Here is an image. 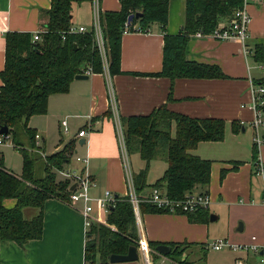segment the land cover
I'll return each instance as SVG.
<instances>
[{
	"label": "crops",
	"instance_id": "crops-1",
	"mask_svg": "<svg viewBox=\"0 0 264 264\" xmlns=\"http://www.w3.org/2000/svg\"><path fill=\"white\" fill-rule=\"evenodd\" d=\"M49 6L50 0H0V70L5 61V33L41 30V11ZM99 8L119 9L120 0H99ZM247 9L251 20L246 45L239 39H217L195 32L186 41L187 59L217 64L226 76L171 78L164 74H148L162 68L163 29L160 22L154 21L145 31L125 30L122 33L120 68L133 73L111 74L106 64L103 71H91L86 78L74 77L67 91L49 95L45 113L33 114L27 121L40 135L43 154L61 149L67 141L74 140V150L64 168H81L83 165L76 161L75 156L88 157L83 171L95 182L92 194H100L104 189L126 194L130 190L127 175L130 172L133 177L134 172L145 166V160L138 152L128 153L125 143L123 145L117 126L118 121L121 124V116L146 114L166 104L169 109L190 116L224 119L223 139L202 140L191 150L212 160L208 184L196 185L193 190L204 189L209 193V213L216 215L214 219H219L222 227L217 228V223L213 225L209 218L190 221L183 212L146 211L140 214L141 232L148 241L196 243L182 253L180 260L184 264L191 250L200 248L206 251L207 243L219 237L234 244H256L258 250L211 247L219 251L217 259L220 262L213 264H232L236 257H241L244 264H260L264 245V179L255 172L254 166L251 84L263 76V67L253 59L250 48L256 42L264 46V0H249ZM231 16H223L217 23ZM185 18L186 0H169L164 31L170 34L180 32ZM92 19L91 1L74 5V25L90 28ZM62 119L66 120L67 131L63 130ZM232 121L238 123L237 130ZM80 129H85L86 134L78 136ZM61 130L68 135L66 139L60 136ZM80 139H84L82 144ZM1 151L5 166L20 173L22 160L18 169L12 168L6 162L4 151ZM132 153H137L140 158L135 168L131 164ZM257 156L264 160V141L257 147ZM157 160L161 162L158 172L153 174L152 168ZM166 166V159L157 154L149 161L146 182L153 183ZM223 169L225 173L221 175ZM3 203L12 206L15 199L6 198ZM81 205L80 201L72 203L57 196L48 197L42 206L41 236L23 243L13 240L0 242V264H85L87 235ZM22 210L23 215L30 218L39 208L25 206ZM103 214L106 219L107 214ZM211 229L212 236L209 234ZM160 258L158 254L159 264H166ZM138 260L111 264H144Z\"/></svg>",
	"mask_w": 264,
	"mask_h": 264
},
{
	"label": "trees",
	"instance_id": "trees-1",
	"mask_svg": "<svg viewBox=\"0 0 264 264\" xmlns=\"http://www.w3.org/2000/svg\"><path fill=\"white\" fill-rule=\"evenodd\" d=\"M82 1L85 0H50V6L41 11V38L38 40L33 39V33L29 32L5 33V61L0 70V127L5 125L7 133L0 134V137L13 135V144L22 154V169L20 173H15L7 168L0 151V242L13 240L23 243L40 237L45 200L51 196L68 198L66 180H57L56 175L57 170L64 168L70 160L74 140L67 141L54 152L39 153L36 130L27 121L33 114L45 113L49 95L67 91L76 74L84 73L87 68L93 72L103 71L105 64L93 28L84 32L70 31L74 5ZM168 2L120 0L119 9H100L99 22L109 73L134 72L120 68L123 31H145L152 22L158 21L162 24L164 37L162 68L148 74H164L171 78L226 76L217 64L187 59L185 45L190 34L197 30L208 32L221 17L230 16L242 0H186L185 23L175 34L164 31ZM137 11L141 14L125 26L128 14ZM250 49L253 59L264 65L262 43L256 42ZM260 82L264 83V75L256 79V83ZM120 120L128 153L138 152L145 160V166L133 173L136 193L141 199L140 214L167 211L143 199L149 186H160L169 197L182 199L196 185L208 184L212 160L191 150L202 140L223 139L224 119L190 116L161 104L149 113L121 116ZM19 122L29 136L30 148L18 146L16 142L15 126ZM232 123L237 130L238 123ZM157 154L166 159L167 166L162 175L149 184L146 182L149 161ZM256 154L257 148L253 143L254 157ZM37 158L42 159L40 175L35 174ZM224 173L225 169L221 175ZM115 196V205L107 213V223L93 222L86 231L85 259L89 264H111V253H125L129 245L137 243L138 228L131 199L128 193H115ZM6 198H14L15 203L6 206L3 203ZM25 206L38 207L39 211L26 218L22 210ZM183 213L190 221H206L210 214L208 207ZM162 242L171 246L169 254H182L196 244L188 241H149V244L156 249ZM154 253V257L158 256Z\"/></svg>",
	"mask_w": 264,
	"mask_h": 264
},
{
	"label": "built area",
	"instance_id": "built-area-1",
	"mask_svg": "<svg viewBox=\"0 0 264 264\" xmlns=\"http://www.w3.org/2000/svg\"><path fill=\"white\" fill-rule=\"evenodd\" d=\"M249 0H242L241 4L237 6L232 13V16L224 21L218 22L211 30L208 32L197 30L195 33L197 35H209L217 39H239L246 45L247 35H248V24L251 20V14L247 9V3ZM257 1V0H256ZM92 4V28L94 30L95 38L98 42L99 48L102 53L104 63L106 65V55L104 51V39L102 34L101 25L99 22V0H91ZM127 21L125 26H127ZM85 25H74L70 26V31L84 32L89 30ZM41 30L35 31L33 33V39L38 40ZM246 51L250 52V49L246 48ZM259 67H263L264 75V65L261 62L257 63ZM91 69H85L84 73H90ZM252 92V109H253V118L251 124L253 126V143L256 148L264 141V83L253 82L251 84ZM63 130L67 131L66 120L62 119ZM118 133L124 145V134L123 127L118 121ZM86 134L85 129H80L77 133L78 136H83ZM37 139L36 143L39 142L40 135L35 134ZM3 142V139L0 137V143ZM76 161L82 163L81 168L75 167H66L62 168L59 171L66 176L68 180V198L67 200L72 203L78 201L81 202L80 211L84 218L85 230L87 231L93 222L107 223L106 219L102 217V214H107L112 206L115 205L116 196L115 193L110 189H104L100 194H92L91 188L95 185V182L90 178L89 174L83 171L86 163L88 162V157L86 156H75ZM255 172L261 175L264 179V160L260 156L255 157ZM128 182L130 185L129 197L133 204L136 224L138 228V238L136 243V249L138 255L142 258L144 264H152L151 252L154 251L160 255L162 263L166 264H184L182 260L172 256L171 254H162L156 249L151 248L149 241L141 232L140 226V212H139V201L141 200L137 193L133 182L132 174L129 172L127 175ZM65 179V180H66ZM74 185V187H71ZM146 201L154 204L157 208L167 210L170 212H188L194 211L198 207H208L210 202L209 193L206 190H191L186 193L182 199H174L169 197L164 188L160 186H152L147 193V196L143 198ZM103 214V215H104ZM208 247L214 249H220L224 246H230L234 249L236 248H251L252 250L257 251L258 247L256 244H234L229 243L225 238L219 237L207 243ZM85 264H89L85 261ZM232 264H244L241 257H236ZM260 264H264V245L260 255Z\"/></svg>",
	"mask_w": 264,
	"mask_h": 264
},
{
	"label": "rangeland",
	"instance_id": "rangeland-1",
	"mask_svg": "<svg viewBox=\"0 0 264 264\" xmlns=\"http://www.w3.org/2000/svg\"><path fill=\"white\" fill-rule=\"evenodd\" d=\"M15 129H16V132H15L16 142L18 143V146L30 148V139H29L28 134L24 130L22 123L19 122L18 124H16ZM60 136H63L65 139L68 137V135H65V133L62 130H61ZM3 139H4L3 144L0 146V151H1V149L4 151L5 157H6V162L9 164V166H11L12 168L18 169V167L21 164V160H22L21 151H20V149L17 148V146L16 147L14 146L13 143L15 141H13V135H10L8 138H3ZM56 140L58 141V138H56ZM36 141H37V139H36ZM40 141L41 140L39 138V142L37 143V147L39 148L38 149L39 153L43 149V143H42V141L41 142ZM73 154L75 155V153H73ZM130 159H131L132 167L135 168L137 165V162L140 159L139 156L137 155V153H132L130 156ZM160 162H161V160H157L155 162L156 164L152 168L153 174L158 172L157 168H158ZM41 173H42V159L37 158L35 161V174L40 175ZM56 179L64 182V180L66 179V176L59 171V172H57ZM66 182L68 185L67 179H66ZM219 221H220L219 219H213V220L209 219V222L213 223V225H215L217 223V228H218V226L222 227V225L220 224L221 222H219ZM209 234H210V236L213 235L212 229L210 230ZM197 244L201 245L199 243H197ZM183 252L186 253L187 250H185ZM153 254H155V253L152 251L151 255H150L151 259H152V264H159V260L156 259L158 257L157 254H156V257H154ZM171 255L176 257V258L181 259L182 254H171ZM187 255H188V258H187L185 264H213L214 262L219 261V259H217L219 257V251L214 250L211 247H208V250H206V251L204 249H200V248L198 249L197 248V249H194L193 251L191 250ZM138 259H137L138 261L143 263L141 257H139Z\"/></svg>",
	"mask_w": 264,
	"mask_h": 264
},
{
	"label": "water",
	"instance_id": "water-1",
	"mask_svg": "<svg viewBox=\"0 0 264 264\" xmlns=\"http://www.w3.org/2000/svg\"><path fill=\"white\" fill-rule=\"evenodd\" d=\"M141 14L140 11L137 12H131L127 16V23H131L134 17H137ZM88 76L87 73H78L74 77L75 78H86ZM7 133V127L5 125L0 127V134H6ZM84 139H80L79 143L82 144ZM71 187H74L72 185ZM216 217L214 213H210L209 219L213 220ZM156 250L162 254H169L171 251V246L168 243H159L156 246ZM139 257L136 245L131 244L129 245L127 251L125 253H111L109 256V261L112 262H118V261H131V260H137Z\"/></svg>",
	"mask_w": 264,
	"mask_h": 264
}]
</instances>
